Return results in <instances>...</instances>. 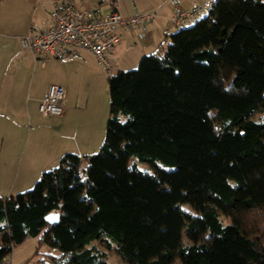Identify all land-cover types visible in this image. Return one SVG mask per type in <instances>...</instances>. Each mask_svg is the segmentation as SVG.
Instances as JSON below:
<instances>
[{"label": "trees", "instance_id": "trees-1", "mask_svg": "<svg viewBox=\"0 0 264 264\" xmlns=\"http://www.w3.org/2000/svg\"><path fill=\"white\" fill-rule=\"evenodd\" d=\"M173 36L110 76L100 151L67 153L32 190L0 195V263L38 237L69 264H122L96 241L128 264H264V0H216Z\"/></svg>", "mask_w": 264, "mask_h": 264}, {"label": "crops", "instance_id": "crops-1", "mask_svg": "<svg viewBox=\"0 0 264 264\" xmlns=\"http://www.w3.org/2000/svg\"><path fill=\"white\" fill-rule=\"evenodd\" d=\"M69 1L82 9L92 8L96 5H101L103 11L106 7L110 8L108 11L114 9L112 0ZM131 1L134 3L133 9H125L126 11L123 12L125 15L147 10L157 11L159 15L149 24V36L146 39L139 36L138 28L122 30L123 39L117 45L115 53L122 64L121 70L125 71L126 65H129L130 62L128 54L138 53L137 50L141 47L140 42L146 41L149 46L160 44L161 47H164L163 30L168 24L170 16L177 9L182 7L190 9L194 3L216 2V0ZM117 2L115 0L116 9L122 10ZM208 12L209 10L204 11L202 17ZM29 15L31 16L28 22ZM51 26L49 0L0 1L1 196H8V193H12L13 190L8 189V185L13 178H15V182L21 179L22 182L32 183L41 177L43 172L56 167L67 153L79 155L93 153L100 145L102 130L107 127L108 112L94 101L93 94L86 88V84L89 87L90 83H97L102 75L108 77V80L112 75L100 67L101 63L91 51L75 49L74 57L66 55L63 59H41L22 46L21 37L28 33L45 32ZM141 53L143 55L144 52ZM22 67L34 70L30 88L32 91L30 100L34 109L37 105L39 107L49 85L59 84L66 88L65 112L62 116L45 115L39 111V108L38 111H33L31 117L35 116L38 125L33 134L32 144L26 146V153L24 152L27 154L26 158L24 154L22 157L20 156L22 139L18 122L24 86L27 82V79L21 74ZM17 164L19 169L16 171ZM29 238L37 239L38 249L39 238ZM43 246L39 248V253ZM39 253L34 254L33 257L42 258L61 254L52 246L48 252ZM11 254H14L13 251ZM26 257L28 258L29 255ZM15 261L13 258L14 264Z\"/></svg>", "mask_w": 264, "mask_h": 264}, {"label": "built area", "instance_id": "built-area-1", "mask_svg": "<svg viewBox=\"0 0 264 264\" xmlns=\"http://www.w3.org/2000/svg\"><path fill=\"white\" fill-rule=\"evenodd\" d=\"M52 26L45 32L28 33L21 37L22 46L41 59H63L75 56V49L91 51L110 75L121 71L122 64L115 53L123 39V29L138 28L139 36H149L148 26L158 17V12L147 10L125 15L117 9L108 12L101 5L82 9L69 0H49ZM215 2L194 3L190 9L179 8L169 18L163 33L174 35L177 31L195 24L203 12ZM66 92L58 84H51L39 103V111L45 115L62 116L65 112ZM72 254L42 257L32 264H69ZM0 264H14L12 254Z\"/></svg>", "mask_w": 264, "mask_h": 264}, {"label": "rangeland", "instance_id": "rangeland-1", "mask_svg": "<svg viewBox=\"0 0 264 264\" xmlns=\"http://www.w3.org/2000/svg\"><path fill=\"white\" fill-rule=\"evenodd\" d=\"M117 1H118L117 3L119 5V7L122 9V10H119L120 12H122V13L125 12L126 11L125 9H127V8H129L131 10L133 9L134 3L131 0H117ZM109 9H110L109 7H106L104 10H105V12H107ZM126 15H130V14H126ZM30 16L31 15H29L27 18L28 22L30 21ZM36 34H38V33H36ZM162 37H163V43H164L163 46L164 47H161L160 44L149 46L148 42H146V41L140 42L141 47L138 48V50H137L138 53L128 54L130 62L128 63L129 65H126V70L137 68L140 64L141 58L144 55H146V54H148V55L149 54H163V51L166 49V47L169 44L178 43V40H176V38L173 35L166 36L162 33ZM141 52H144L143 55H141L142 54ZM138 56H140V57H138ZM133 61H134V63H133ZM99 65L106 72V69L103 67V65L102 64H99ZM20 70H21L22 76L27 79V80L25 79L27 82H25L26 86H24L23 99H22L21 105H20L21 106V113H20V116L18 119L20 132H21L20 138L22 139L21 155H20L22 157L24 152H25L26 146L27 145L30 146V144H32L31 142H32V138L34 136L33 135L34 131L37 130L36 126L38 125V123H36L35 116L33 115L31 117V115L33 114L34 110L38 111L39 107L37 105L36 108L34 109L32 106V101L30 100V95L32 94V91H30V88H31V82L33 79L34 70L33 69L29 70V69L23 68V67ZM60 86H62L64 89H66L63 85H60ZM86 88L92 92L94 101L97 102L98 106H100L102 108L104 107L106 112H108V118H109V115H110V87H109L108 77L106 78V77H104V75H102V78L99 79V81L97 83H92V84L90 83L89 87H88V84H86ZM65 92H66V90H65ZM263 116H264L263 114H258L256 118L261 119ZM30 130H31V133H30ZM106 130H107V127L104 130H102V136L100 138V145H99V147H97V149H95V151H93V153H97L98 151H100L101 146L103 145L105 138H106ZM93 153H91V154H93ZM26 156H27V154H24L25 158H26ZM130 164L135 165L141 171L146 172V173H150V174H154L156 169L159 167L169 169L168 167L163 165L161 162H139V161H137V159L135 157L131 158ZM59 165H60V163L56 167H58ZM56 167H54V168H56ZM18 169H19V165L17 164V167L15 170L17 171ZM50 170H52V169H50ZM40 178L41 177L36 179L34 182L32 181V183L22 182L21 179H19L17 182H15V178H13L11 183H9V185H8V189H11L13 191H12V193H8L9 194L8 196H16L19 193L32 190L35 187L36 183L40 180ZM182 207L185 211L191 212L194 215H198V213L196 212V210L192 206L185 204ZM224 220L227 221V219H225V218H224ZM253 222H256L255 219ZM182 239H183L184 243H191V240L186 236L185 233H183ZM95 243L97 244L99 249L107 251L108 259L110 262L128 264L121 256H119L115 252L114 249L107 250L98 241H96ZM37 247H38L37 246V239H34V238H28L24 243L18 245L13 250L14 254L12 255L14 258V261L16 260L15 264H32L33 261H35L37 258H39L36 256L33 257ZM50 247H51L50 244L44 245L39 254H42L44 252H48L50 250ZM27 255H29L28 258L26 257ZM40 257H42V256H40Z\"/></svg>", "mask_w": 264, "mask_h": 264}, {"label": "water", "instance_id": "water-1", "mask_svg": "<svg viewBox=\"0 0 264 264\" xmlns=\"http://www.w3.org/2000/svg\"><path fill=\"white\" fill-rule=\"evenodd\" d=\"M60 220V214L57 212H51L46 216V221L51 224H56Z\"/></svg>", "mask_w": 264, "mask_h": 264}]
</instances>
